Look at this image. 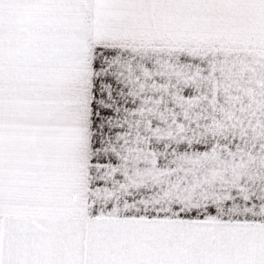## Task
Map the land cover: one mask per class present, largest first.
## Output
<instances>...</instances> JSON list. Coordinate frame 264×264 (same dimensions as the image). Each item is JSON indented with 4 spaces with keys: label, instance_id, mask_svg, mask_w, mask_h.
I'll return each instance as SVG.
<instances>
[{
    "label": "snow or ice",
    "instance_id": "obj_1",
    "mask_svg": "<svg viewBox=\"0 0 264 264\" xmlns=\"http://www.w3.org/2000/svg\"><path fill=\"white\" fill-rule=\"evenodd\" d=\"M0 264H264V0H0Z\"/></svg>",
    "mask_w": 264,
    "mask_h": 264
}]
</instances>
